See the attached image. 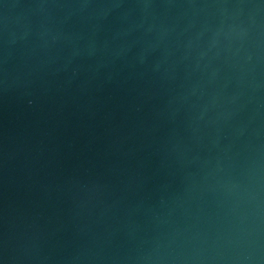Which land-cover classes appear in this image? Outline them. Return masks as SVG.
Wrapping results in <instances>:
<instances>
[{
    "label": "water",
    "instance_id": "1",
    "mask_svg": "<svg viewBox=\"0 0 264 264\" xmlns=\"http://www.w3.org/2000/svg\"><path fill=\"white\" fill-rule=\"evenodd\" d=\"M0 264H264V0H0Z\"/></svg>",
    "mask_w": 264,
    "mask_h": 264
}]
</instances>
